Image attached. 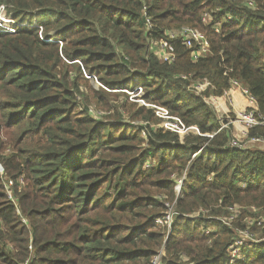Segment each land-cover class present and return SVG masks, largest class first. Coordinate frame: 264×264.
<instances>
[{
	"label": "trees",
	"instance_id": "16d2710c",
	"mask_svg": "<svg viewBox=\"0 0 264 264\" xmlns=\"http://www.w3.org/2000/svg\"><path fill=\"white\" fill-rule=\"evenodd\" d=\"M0 7L15 30L0 27V264H264V143L251 141L264 127L234 147L236 107L222 122L207 102L238 94L264 118V0ZM150 106L198 132L181 137ZM253 231L263 241L241 244Z\"/></svg>",
	"mask_w": 264,
	"mask_h": 264
},
{
	"label": "built area",
	"instance_id": "2783aa9c",
	"mask_svg": "<svg viewBox=\"0 0 264 264\" xmlns=\"http://www.w3.org/2000/svg\"><path fill=\"white\" fill-rule=\"evenodd\" d=\"M3 10H4V7H3ZM5 15H6V13H5ZM0 19H1L0 27H3L4 29H6L7 32H11V33L15 32V30L13 28L4 27V23H7L6 18L0 17ZM3 19H5V21ZM10 22L13 23V21H11V20H10ZM19 26H22V25H19ZM216 32H219V28H216ZM184 34L186 35V37L184 39V41H186L185 45L189 49H192V51H193L192 57L194 60H199L200 58L206 56L209 53L210 45H209L207 38L204 35L198 33L195 30H191V29H185ZM172 37H175V35H172ZM153 50L160 54V57H161L162 61H164V62L171 63L175 60L174 49L171 47H168L163 42H154ZM232 84L235 88H239V83L237 81H232ZM205 88H206V85L201 84L198 89L200 91H202ZM241 91L243 94L249 95L247 90L242 89ZM142 93H143L142 89L138 88L134 93L131 94V96H132L131 99L134 100L133 95H136V94H138L141 97ZM207 102L212 104V106L217 110L218 113H220V111L222 110V114L220 117L222 119V122L224 121L223 119H225V115L226 114L228 115V112L225 113L226 107L228 109H231L230 107H232V108L235 107L233 100L231 99V97L228 93H226L225 97H222V98L212 97L211 99L207 100ZM248 103L250 106H255V104H256L255 98L248 96ZM142 104H145V102L143 100H142ZM150 107L156 111L158 116L162 117L166 121L164 126L168 129H170L171 131L177 132L178 134L180 132L187 133L189 131H193V132L197 131L195 128L184 127V125L177 118L170 117L169 113L167 111H165L164 109L157 108L155 106H150ZM160 112H162V114H160ZM233 113L235 114V118H231L230 121L226 125L223 126V128L228 127L229 125H233L235 128H237V130H235L236 135H235V140L232 142V146L241 147L242 146L241 144L243 143V139L244 140L248 139L247 131L249 129H251L254 126L264 127V118L261 115H257L255 111L249 110L247 108L236 110V112H233ZM167 124H170V126H167ZM171 125H175L176 128H172ZM251 141L256 142V143H264V139H260V138H254V139H251ZM0 171H2V170L0 169ZM184 177H185V175H184ZM13 184L14 183L12 180H10L8 182L5 181V183H4L5 188L8 191L9 197L11 199L13 198V196H12ZM182 185H183V179L178 180V183L176 186V192L178 195L181 193ZM171 215H172V213H171ZM231 219H233V218H231ZM170 222L171 221L168 219L169 227H170ZM242 234H248V233L242 232ZM240 243L242 244V242H240ZM235 254H236V252H235ZM159 260H160V257L156 260L157 264H158Z\"/></svg>",
	"mask_w": 264,
	"mask_h": 264
},
{
	"label": "rangeland",
	"instance_id": "374dc122",
	"mask_svg": "<svg viewBox=\"0 0 264 264\" xmlns=\"http://www.w3.org/2000/svg\"><path fill=\"white\" fill-rule=\"evenodd\" d=\"M0 17H3V18H6L7 19V21L6 22H10V20H9V18H8V16L7 15H5V11L3 10V7H0ZM4 21H5V19H3ZM0 23H1V19H0ZM52 35V34H51ZM98 81H96V80H93V85H95L96 86V88H99V86H100V83L98 82ZM95 83V84H94ZM235 94V93H234ZM143 96H144V93H142V96L140 97L138 94H136V95H133V98H134V100L137 102V103H141L140 105H143L142 104V98H143ZM132 97V96H131ZM238 97H240L238 94H235L234 96H233V99H234V101H235V103H240V105L242 106V105H244L245 106V104H244V102H245V100L243 99L242 100V102L240 101V102H238V100H237V98ZM246 103V102H245ZM225 107V106H224ZM233 109V108H232ZM230 113L231 112V109H228L227 107H226V109H225V113ZM160 114H162V112H160ZM221 114H222V110L220 111V113H219V115H220V117H221ZM226 118V117H225ZM164 125H165V123H164ZM167 126H170V124H167ZM233 126V125H232ZM171 127L172 128H176V126L175 125H171ZM170 130V129H169ZM233 134H235L236 135V131H235V127H234V131H233ZM179 135L181 136V137H184L185 135H186V133L185 132H180L179 133ZM244 142V141H243ZM172 215H171V209H170V211H169V214H168V217H167V220L169 219L170 221L172 220ZM240 242L241 241H243V240H255V241H258V242H262L263 240L262 239H260V232H255V231H253L252 233H248V234H241L240 236Z\"/></svg>",
	"mask_w": 264,
	"mask_h": 264
},
{
	"label": "crops",
	"instance_id": "0c3cea01",
	"mask_svg": "<svg viewBox=\"0 0 264 264\" xmlns=\"http://www.w3.org/2000/svg\"><path fill=\"white\" fill-rule=\"evenodd\" d=\"M238 102H240V97L237 98ZM236 110H240L242 108V106L240 105V103H236L235 105ZM244 128V127H243ZM235 130H237V128H235ZM262 147L264 148V144H262Z\"/></svg>",
	"mask_w": 264,
	"mask_h": 264
},
{
	"label": "bare ground",
	"instance_id": "6f19581e",
	"mask_svg": "<svg viewBox=\"0 0 264 264\" xmlns=\"http://www.w3.org/2000/svg\"><path fill=\"white\" fill-rule=\"evenodd\" d=\"M240 87V86H239ZM244 89V88H243ZM242 90V89H241ZM246 90V89H245ZM242 92V91H241ZM256 127V126H254ZM256 143V142H255ZM242 146L241 147H237V148H240V149H243L244 147H246V145L244 143L241 144Z\"/></svg>",
	"mask_w": 264,
	"mask_h": 264
},
{
	"label": "water",
	"instance_id": "95a60500",
	"mask_svg": "<svg viewBox=\"0 0 264 264\" xmlns=\"http://www.w3.org/2000/svg\"><path fill=\"white\" fill-rule=\"evenodd\" d=\"M98 83V82H97ZM95 84V83H94ZM95 86V85H94ZM96 87V86H95ZM197 130V129H196ZM196 132H198V130L196 131Z\"/></svg>",
	"mask_w": 264,
	"mask_h": 264
}]
</instances>
